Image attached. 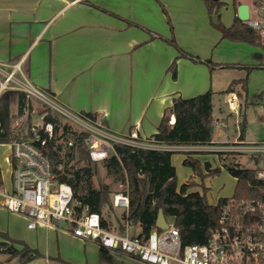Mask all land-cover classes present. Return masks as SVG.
Segmentation results:
<instances>
[{"label":"crops","instance_id":"crops-1","mask_svg":"<svg viewBox=\"0 0 264 264\" xmlns=\"http://www.w3.org/2000/svg\"><path fill=\"white\" fill-rule=\"evenodd\" d=\"M195 4L198 13L205 10L209 17L207 23L214 28L208 27L212 33L205 27L203 34L189 29L187 37L183 35L180 12L185 8L184 0H0V64L9 68L22 62L26 79L63 107L96 115V122L114 134L135 133L140 139L148 140L157 133L174 99L192 98L210 91L211 71L227 68L198 51H207L221 38L214 26L221 21V10L218 16H210L202 1L197 0ZM242 4L249 7L248 23L264 26L258 13L261 11L264 15L261 0H232L233 20L223 25L229 27L234 23ZM171 39L183 51L211 60L216 66L210 68L180 56L176 47L167 42ZM174 62L176 78L171 71ZM239 88L240 85L236 86L235 92L229 94L230 102L236 99L233 109L239 106L236 96ZM217 121L221 123L220 119ZM174 123L175 117L171 115L170 124ZM240 126V134L233 141L215 143L212 140L208 146L167 148L174 152L171 163L176 170L178 187L194 182L188 193L203 192L201 182L198 183L200 178L183 164L188 156L199 160L203 169L208 163L211 169L226 170L221 162L223 157L234 159L242 166L236 161L240 155L256 163L257 171L262 169L264 153L216 152L217 147L234 145L237 139L244 147L257 145L245 141V126L243 123ZM4 188L10 190L11 182L9 188ZM221 198L230 197L212 195L210 191L208 202L216 205ZM27 225V218L8 211L0 198V233L16 241V248L22 249L24 244L38 253V258L49 262L61 259V249L54 248L51 240L86 242L72 236L65 223L59 230L29 229ZM139 234L141 229L135 235ZM96 246L99 254L100 247Z\"/></svg>","mask_w":264,"mask_h":264},{"label":"trees","instance_id":"trees-1","mask_svg":"<svg viewBox=\"0 0 264 264\" xmlns=\"http://www.w3.org/2000/svg\"><path fill=\"white\" fill-rule=\"evenodd\" d=\"M210 16L219 15L224 5L220 0H203ZM220 32L222 40L247 43L253 46H263L259 32L249 23L240 21L226 27L219 20L214 25ZM176 47L180 56L194 62L216 66L211 60H202L180 49L175 40H167ZM243 68V67H242ZM248 71L253 67H246ZM172 76L176 78L175 62L171 67ZM242 84L246 89V79L234 82L223 93L235 92L234 86ZM49 94V93H48ZM50 95V94H49ZM51 96V95H50ZM213 93L208 91L192 98H176L165 111L164 117L149 142L166 146H208L212 145L213 132ZM260 97V95L258 96ZM32 100L25 93L17 90H7L0 94V144L11 140L14 122L21 121V131H27L32 123ZM27 113V114H26ZM26 114V116H25ZM51 122L55 129V138L48 142L46 152L50 158L56 180L70 186L73 198L90 206L91 211L98 213L105 227L115 226L120 234H124L125 221L130 220L139 226L141 235H148L157 229L156 221L159 210L166 219L171 218L178 230L182 246L204 244L211 234L220 226L222 211L229 198H221L216 205L209 204L204 186V180L221 172L220 168L211 169L206 163L204 169L199 160L188 156L184 166L192 169L201 180L203 192H190L194 182L178 187L175 167L171 163L174 154L170 150L137 149L121 144L114 145V153L100 163L93 162L89 157L85 143L87 133L74 128L61 115L45 107L39 113ZM87 119L96 122L97 117L91 113H81ZM175 117V123L170 124V116ZM72 140L74 147L67 148V142ZM222 166L231 176L237 179L235 199H252L260 196V183L256 178L257 169H249L236 163L234 159L221 158ZM103 171V175H102ZM3 185L0 169V187ZM121 189H118V187ZM116 192L129 195L128 212L117 216L112 204ZM114 215V219L111 217ZM0 254L17 258L19 264H26L39 257L23 244L22 249L15 247L16 241L0 233ZM21 244V243H20ZM123 256V255H119ZM100 264H123L118 262L109 250L99 248Z\"/></svg>","mask_w":264,"mask_h":264},{"label":"built area","instance_id":"built-area-1","mask_svg":"<svg viewBox=\"0 0 264 264\" xmlns=\"http://www.w3.org/2000/svg\"><path fill=\"white\" fill-rule=\"evenodd\" d=\"M249 24L264 38L263 26ZM7 90L25 93L28 99L41 102L79 131L87 133L84 141L93 162L100 163L107 159L114 153L115 144L137 149L169 148L142 140L135 133L114 134L81 113L70 112L26 79L20 61L9 68L0 64V94ZM235 100L230 102L233 111H236L233 109ZM21 121L14 124L11 140L0 144L11 150L7 158L11 165V189L6 190L1 186L0 198L8 211L27 218L29 229L44 227L59 230L60 225L65 223L75 238L144 264H264V167L256 173L260 183L259 197L240 200L230 197L223 208L220 226L207 242L182 246L178 230L168 221L167 229H154L144 236L131 235L133 223L128 219L124 234H120L115 226L105 227L98 213L73 198L68 184L56 180L46 152L48 142L55 138L54 125L46 122L43 115H38L32 118L27 131H21ZM73 147L74 142L68 141L67 148ZM249 151L264 153V142L244 147L237 139L234 145L223 144L216 148V152L221 154ZM112 204L115 209L127 213L129 195L116 192Z\"/></svg>","mask_w":264,"mask_h":264},{"label":"rangeland","instance_id":"rangeland-1","mask_svg":"<svg viewBox=\"0 0 264 264\" xmlns=\"http://www.w3.org/2000/svg\"><path fill=\"white\" fill-rule=\"evenodd\" d=\"M195 1L184 0L185 8L182 7L181 15L183 18V29L181 32L187 37L188 30L204 33L205 27L213 26L208 24L209 17L205 14V10L198 13ZM202 1L203 0H199ZM227 3L221 8L220 22L223 24L226 21L233 20V5L232 0H222ZM264 5V0H261ZM204 3V2H203ZM191 4L193 7L188 8ZM201 4V3H200ZM259 17L264 20V15L261 11L258 12ZM205 18V19H204ZM205 20V22H204ZM208 22V23H207ZM232 22V21H231ZM210 25V26H209ZM264 27V26H263ZM210 28H208L209 30ZM210 33L213 30H209ZM264 42V38H262ZM191 48L193 47L192 45ZM202 54H206L205 58L211 59L214 63H219L227 68L222 70L211 71L213 78L212 89V105H213V142L225 143L228 140L233 141L240 134V125L245 126V141L250 144H259L264 141V47L253 46L247 43L231 42L229 40H217L216 44L211 46L207 51L198 50ZM243 67V68H242ZM246 67H253L250 71ZM250 73V74H249ZM246 79V89L241 86L236 90L239 106L236 111H233L230 106L229 94L223 93L231 84ZM241 94V95H240ZM261 96L258 97V96ZM31 117L40 115L45 107L39 101L32 100ZM67 109V108H66ZM70 112H74L69 110ZM27 114V113H26ZM25 114V116H26ZM218 119L221 120V125L218 124ZM19 121V120H17ZM15 121L14 124L17 122ZM75 128V127H74ZM11 150L6 145H0V169L2 175L3 186L9 188L11 182V165L7 161ZM236 161L242 163V166L249 169H256L257 164L251 160H247L244 156H236ZM262 162L259 163L261 165ZM102 171V175H103ZM178 180V179H177ZM201 180H198L200 183ZM210 184V189H207L206 197L209 199V192L212 195L219 194L223 197H231L235 193L236 180L226 170L215 176L211 180L206 178L204 186ZM118 189H121L119 186ZM202 190L203 188L200 187ZM123 210L116 209L114 214L119 216ZM114 219V215L111 216ZM169 224H173L171 218H167ZM131 235L140 232L139 226H133L130 229ZM52 241V246L61 249V259H51L46 262L42 258H37L26 264H100L98 248L90 242H77L71 239ZM112 256L123 264H144L136 259L128 258L112 254ZM0 264H19V260L9 259L8 255L0 254Z\"/></svg>","mask_w":264,"mask_h":264},{"label":"water","instance_id":"water-1","mask_svg":"<svg viewBox=\"0 0 264 264\" xmlns=\"http://www.w3.org/2000/svg\"><path fill=\"white\" fill-rule=\"evenodd\" d=\"M249 18L250 13L248 5H240L238 7V19L242 22L248 23ZM156 227L160 230H165L168 228L167 220L162 210H159Z\"/></svg>","mask_w":264,"mask_h":264}]
</instances>
